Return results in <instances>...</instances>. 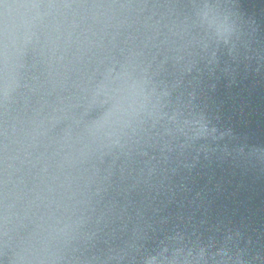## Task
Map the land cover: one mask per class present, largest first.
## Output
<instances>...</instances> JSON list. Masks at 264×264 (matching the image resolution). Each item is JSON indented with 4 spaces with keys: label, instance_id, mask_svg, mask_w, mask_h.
Wrapping results in <instances>:
<instances>
[{
    "label": "clouds",
    "instance_id": "clouds-1",
    "mask_svg": "<svg viewBox=\"0 0 264 264\" xmlns=\"http://www.w3.org/2000/svg\"><path fill=\"white\" fill-rule=\"evenodd\" d=\"M244 3L0 0V264H264L213 215L264 175L215 98L264 80Z\"/></svg>",
    "mask_w": 264,
    "mask_h": 264
},
{
    "label": "water",
    "instance_id": "water-1",
    "mask_svg": "<svg viewBox=\"0 0 264 264\" xmlns=\"http://www.w3.org/2000/svg\"><path fill=\"white\" fill-rule=\"evenodd\" d=\"M244 6L264 24V0H245ZM215 98L228 123L249 132L252 142H264V80L249 77L232 88L221 82ZM224 181L225 191L215 200L213 215H227L233 225L246 226V233L264 244V175L224 174ZM202 183L203 178L197 177L195 187Z\"/></svg>",
    "mask_w": 264,
    "mask_h": 264
}]
</instances>
